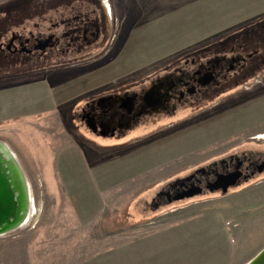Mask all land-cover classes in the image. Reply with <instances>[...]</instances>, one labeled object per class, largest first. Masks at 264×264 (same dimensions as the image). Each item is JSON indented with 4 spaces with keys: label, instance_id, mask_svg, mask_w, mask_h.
Here are the masks:
<instances>
[{
    "label": "rangeland",
    "instance_id": "obj_1",
    "mask_svg": "<svg viewBox=\"0 0 264 264\" xmlns=\"http://www.w3.org/2000/svg\"><path fill=\"white\" fill-rule=\"evenodd\" d=\"M101 1L110 37L98 54L3 74L0 59V145L27 181L24 216L33 206L26 225L0 234V264L245 263L264 246V172L226 192L158 193L221 158L263 153L264 0ZM33 2L0 0V40L31 25ZM252 52L205 94L143 115L120 137L74 116L88 93ZM0 161L8 167L1 147Z\"/></svg>",
    "mask_w": 264,
    "mask_h": 264
},
{
    "label": "flooded vegetation",
    "instance_id": "obj_2",
    "mask_svg": "<svg viewBox=\"0 0 264 264\" xmlns=\"http://www.w3.org/2000/svg\"><path fill=\"white\" fill-rule=\"evenodd\" d=\"M33 1L32 5H27L29 12L36 18L31 21V25L2 33V74L14 70V67L16 70L15 65L18 63L77 59L98 54L108 41L110 25L104 18L106 9L103 1ZM254 53L246 56L233 54L229 57L214 55L193 63L187 71L175 68L172 73H163L139 89L123 84L121 89L117 87L88 93L77 99L74 116L94 135L120 137L143 115L163 109L170 111L176 102H188L191 97L205 94L210 87L220 82V78L226 77L227 71L243 66ZM263 162L264 151L256 157L251 153H239L221 158L218 162L206 165V169L200 168L199 173L169 183L158 195L168 201L182 199L185 196H175L194 186L201 189L199 193H203L209 190L206 184L212 182L217 173L235 170L241 173L238 184L264 172ZM258 167L262 168L259 170ZM203 174L208 175L207 178Z\"/></svg>",
    "mask_w": 264,
    "mask_h": 264
},
{
    "label": "water",
    "instance_id": "obj_3",
    "mask_svg": "<svg viewBox=\"0 0 264 264\" xmlns=\"http://www.w3.org/2000/svg\"><path fill=\"white\" fill-rule=\"evenodd\" d=\"M9 158V156L6 154ZM4 162H7L4 160ZM264 164V162L262 163ZM9 170L10 175L12 177H8L9 175L6 174V170ZM262 167H258L260 170ZM241 173L238 170L227 172V173H217L215 175V179L212 182L206 184V188L210 191L212 190H220L221 192H226L228 187L233 186L237 183ZM12 184V186H11ZM16 180L14 177L13 180V173L11 172V163L9 159L8 167H3L2 162L0 161V234H5L8 230L15 227L18 222L24 216V212L26 211L25 205L26 202L31 201L27 197H23L20 200L21 191L16 186ZM17 190L18 196L17 199L13 197V191ZM200 188L194 186V188L189 189L187 192L183 194H179L175 196V198H182V197H189L200 192ZM20 194V195H19ZM15 203H19L17 206ZM22 209V214L19 211ZM244 264H264V246L258 250L250 259H248Z\"/></svg>",
    "mask_w": 264,
    "mask_h": 264
},
{
    "label": "bare ground",
    "instance_id": "obj_4",
    "mask_svg": "<svg viewBox=\"0 0 264 264\" xmlns=\"http://www.w3.org/2000/svg\"><path fill=\"white\" fill-rule=\"evenodd\" d=\"M0 147L9 156L10 163H11V172L13 173V180L15 177L16 183H18V184H16V186H18V188L21 191L20 200H22L24 196L28 198V196H27V181L23 179V174L19 168L18 160H17L15 153L9 147L4 148V146H2V145H0ZM32 207L33 206H31V209L28 211V213L18 222L19 225H26L27 224V222L29 220V216L32 215L31 214Z\"/></svg>",
    "mask_w": 264,
    "mask_h": 264
},
{
    "label": "crops",
    "instance_id": "obj_5",
    "mask_svg": "<svg viewBox=\"0 0 264 264\" xmlns=\"http://www.w3.org/2000/svg\"><path fill=\"white\" fill-rule=\"evenodd\" d=\"M243 264H244V262H243Z\"/></svg>",
    "mask_w": 264,
    "mask_h": 264
}]
</instances>
